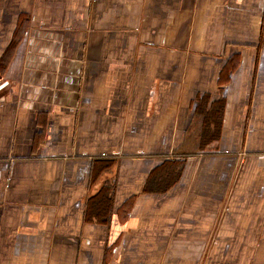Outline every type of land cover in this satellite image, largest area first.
Returning a JSON list of instances; mask_svg holds the SVG:
<instances>
[{
  "label": "crops",
  "instance_id": "1",
  "mask_svg": "<svg viewBox=\"0 0 264 264\" xmlns=\"http://www.w3.org/2000/svg\"><path fill=\"white\" fill-rule=\"evenodd\" d=\"M0 264H264V0H0Z\"/></svg>",
  "mask_w": 264,
  "mask_h": 264
},
{
  "label": "trees",
  "instance_id": "2",
  "mask_svg": "<svg viewBox=\"0 0 264 264\" xmlns=\"http://www.w3.org/2000/svg\"><path fill=\"white\" fill-rule=\"evenodd\" d=\"M17 37H18L17 44H19L24 39V36L22 34H19ZM12 54H13V50H10V51L7 52L6 58L8 59V61L10 60V55H12ZM7 62L6 63H2V65L5 66L7 64Z\"/></svg>",
  "mask_w": 264,
  "mask_h": 264
}]
</instances>
